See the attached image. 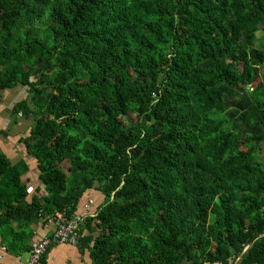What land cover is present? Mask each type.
<instances>
[{"label":"trees","instance_id":"16d2710c","mask_svg":"<svg viewBox=\"0 0 264 264\" xmlns=\"http://www.w3.org/2000/svg\"><path fill=\"white\" fill-rule=\"evenodd\" d=\"M262 27L264 0H0V91H25L42 188L28 204L0 154L6 247L96 187L93 264H264Z\"/></svg>","mask_w":264,"mask_h":264},{"label":"crops","instance_id":"0c3cea01","mask_svg":"<svg viewBox=\"0 0 264 264\" xmlns=\"http://www.w3.org/2000/svg\"><path fill=\"white\" fill-rule=\"evenodd\" d=\"M25 98L26 94L22 87L0 91V154L11 164L23 162L27 167L21 176V183L25 186L26 202L29 204L35 196L42 195V188L38 180L36 162L28 155L22 142L29 135L31 123L21 114H13L15 104L24 101ZM104 202V195L96 187L86 189L78 201L75 214L82 218L92 216ZM11 225L15 228L16 222H12ZM54 228L56 225L53 219H39L33 226L30 247L26 250L8 249L3 242L8 232L5 229L0 230V264H27L31 246L50 236ZM1 248H5V251H1ZM42 264H93V261L89 249L84 242L79 241L76 246L69 244L49 246L42 257Z\"/></svg>","mask_w":264,"mask_h":264},{"label":"built area","instance_id":"2783aa9c","mask_svg":"<svg viewBox=\"0 0 264 264\" xmlns=\"http://www.w3.org/2000/svg\"><path fill=\"white\" fill-rule=\"evenodd\" d=\"M53 221L56 228H54L50 236L31 246L27 264H40L43 255L51 245L69 244L76 246L78 244L80 238L79 226L82 222L81 216L75 214L71 218L64 220L63 215L58 213ZM1 251H5V248H1Z\"/></svg>","mask_w":264,"mask_h":264},{"label":"rangeland","instance_id":"374dc122","mask_svg":"<svg viewBox=\"0 0 264 264\" xmlns=\"http://www.w3.org/2000/svg\"><path fill=\"white\" fill-rule=\"evenodd\" d=\"M256 41L254 43V47H258L261 43L264 42V27H262L256 34ZM20 94V92H19ZM18 97L20 98V95ZM132 119V117H130ZM263 155H264V147H263ZM65 167V166H64ZM66 170V169H65Z\"/></svg>","mask_w":264,"mask_h":264},{"label":"water","instance_id":"95a60500","mask_svg":"<svg viewBox=\"0 0 264 264\" xmlns=\"http://www.w3.org/2000/svg\"><path fill=\"white\" fill-rule=\"evenodd\" d=\"M252 244V243H251ZM247 249V248H246Z\"/></svg>","mask_w":264,"mask_h":264}]
</instances>
